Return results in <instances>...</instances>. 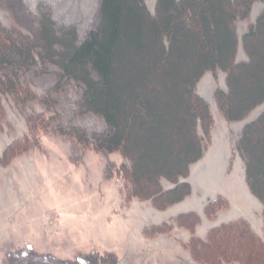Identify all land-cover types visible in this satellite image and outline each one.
<instances>
[{
    "label": "trees",
    "instance_id": "trees-1",
    "mask_svg": "<svg viewBox=\"0 0 264 264\" xmlns=\"http://www.w3.org/2000/svg\"><path fill=\"white\" fill-rule=\"evenodd\" d=\"M256 1L264 2L155 0L150 12L145 0H98L97 21L82 39L74 27L56 26L48 11L24 23L0 22V110L1 100L9 98L21 106L33 99L49 111L57 102L50 93L71 83L79 113L96 114L103 129L90 132L63 125L52 117L54 111L49 119L57 123L51 126L42 119L40 128L103 154L119 153L124 161L115 171L108 164L105 171L123 179L125 201L148 200L161 210L191 192L190 184L181 179L204 150L198 125L206 133L212 121L196 83L206 71L220 69L225 89L217 88L214 98L226 120H241L263 104L262 111L243 125L235 148L246 184L263 206L264 225V11L241 35L245 59H235L236 22L249 16ZM48 66L55 68V80L37 100L26 75L37 69L47 73ZM40 118L38 114L32 121ZM16 146L0 155L2 164ZM162 180L172 186L164 188ZM222 201L226 202L220 196L209 200L205 214L210 217L211 211L223 207ZM189 218L198 220L197 214L186 212L174 221L191 228ZM165 225H146L143 234L162 231ZM187 245L197 264L230 259L254 264V258L255 264H264V240L243 219L211 228L205 240L192 237ZM20 263L118 264L111 252H93L68 262L32 253Z\"/></svg>",
    "mask_w": 264,
    "mask_h": 264
},
{
    "label": "rangeland",
    "instance_id": "rangeland-1",
    "mask_svg": "<svg viewBox=\"0 0 264 264\" xmlns=\"http://www.w3.org/2000/svg\"><path fill=\"white\" fill-rule=\"evenodd\" d=\"M145 3L153 12L155 0ZM97 6L98 0H0V22L24 23L39 11H48L56 26L74 27L82 39L97 21ZM261 11L264 2L256 1L249 16L236 22V60L245 59L241 35ZM47 69V73L40 74L37 69L26 75L37 100L46 96L55 80V68ZM217 88L225 89V73L220 69L206 71L196 83V92L209 105L211 125L206 133L198 125L204 150L181 179L190 184V194L161 210L148 200L125 201L123 179L105 171L108 164L115 171L124 161L119 153L103 154L40 128L43 119L51 126L58 121L90 132L103 129L99 116L79 113L77 92L71 83L50 93L57 102L49 111L33 99L21 106L3 98L0 155L17 146L7 163L0 162V264L20 263L32 253L68 262L93 252H111L118 264H197L187 245L189 240H205L211 228L238 219L245 220L264 240L263 206L246 184L243 161L235 148L243 125L262 111L263 104L241 120L228 121L215 101ZM38 114L42 118L32 121ZM51 116L57 121L49 119ZM26 137L28 140L22 142ZM162 185L172 186L167 180H162ZM218 196L226 202H220L223 207L208 217L204 207ZM186 212L198 216V220L189 218L191 228L174 221ZM161 224H166L162 231L143 234L146 225ZM221 264L242 262L230 259Z\"/></svg>",
    "mask_w": 264,
    "mask_h": 264
}]
</instances>
